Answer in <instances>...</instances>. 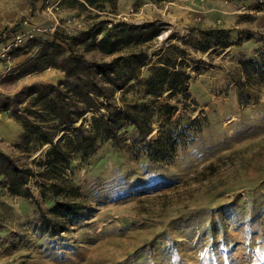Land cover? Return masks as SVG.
Listing matches in <instances>:
<instances>
[{"label":"rangeland","instance_id":"rangeland-1","mask_svg":"<svg viewBox=\"0 0 264 264\" xmlns=\"http://www.w3.org/2000/svg\"><path fill=\"white\" fill-rule=\"evenodd\" d=\"M73 1L78 0H27L29 14L2 29L16 31L0 32L2 46L16 33L89 25L97 10L80 9ZM263 2L118 0L114 10L101 13L112 21L159 24V35L143 48L151 54L176 45L186 53L197 103L192 117L206 115L207 126L159 173L146 174L129 161L135 176L111 173L88 185L87 208L68 221L70 232L58 238L40 240L29 216L20 214L21 200L3 193L1 199L12 210L0 217L10 230L0 236V264H113L141 248L146 264H264V199L247 200L249 191L264 197V18L248 12ZM210 28L229 30V44L212 46L204 34ZM247 54L256 57L258 70L240 68ZM23 58L0 59V99L61 75L45 68L20 76L14 67ZM231 75H239V86ZM21 129L20 122L0 110V148L30 161L47 146L29 156L16 146ZM79 174L86 179L83 171ZM31 189L38 196V189ZM158 235L164 239L159 254L151 246ZM126 264L139 263L131 259Z\"/></svg>","mask_w":264,"mask_h":264},{"label":"trees","instance_id":"trees-1","mask_svg":"<svg viewBox=\"0 0 264 264\" xmlns=\"http://www.w3.org/2000/svg\"><path fill=\"white\" fill-rule=\"evenodd\" d=\"M117 1H73L80 9L97 10L89 25L33 33L10 53L11 57L24 55L14 67L20 76L45 68L61 73L55 81L37 82L0 99V110L21 124L16 146L29 156L47 146L30 161L0 148V217L5 209L12 210L1 195L19 198L20 214L29 216L42 241L69 231L65 225L87 208L88 185L95 180L111 173L135 176L129 161L146 174L159 173L207 126L202 112L192 117L197 103L190 91L186 53L176 45L148 53L143 45L159 35L161 27L157 22L102 17L101 13L114 10ZM262 7L264 2L255 5ZM204 34L212 46L229 44V30L210 28ZM235 39H240L239 34ZM239 66L243 71L259 68L256 57L248 54ZM232 78L239 86V75ZM31 186L38 189V196ZM248 195L250 203L254 202L250 196L264 199L254 191ZM202 227L199 223L197 230ZM9 232L0 221V236ZM163 242L162 235L155 237L152 251L159 254ZM131 259L146 264L145 248L113 264Z\"/></svg>","mask_w":264,"mask_h":264},{"label":"crops","instance_id":"crops-1","mask_svg":"<svg viewBox=\"0 0 264 264\" xmlns=\"http://www.w3.org/2000/svg\"><path fill=\"white\" fill-rule=\"evenodd\" d=\"M244 1V0H241ZM29 6L27 0H0V32L5 26H10L20 15H27ZM249 13L262 14L258 18H264V11L257 10L254 6ZM30 28H28L29 30ZM2 43L0 42V47Z\"/></svg>","mask_w":264,"mask_h":264},{"label":"built area","instance_id":"built-area-1","mask_svg":"<svg viewBox=\"0 0 264 264\" xmlns=\"http://www.w3.org/2000/svg\"><path fill=\"white\" fill-rule=\"evenodd\" d=\"M110 25V24H108ZM32 37V33H16L11 40L6 42L1 48H0V59H10L11 58V51L18 47L25 39Z\"/></svg>","mask_w":264,"mask_h":264}]
</instances>
